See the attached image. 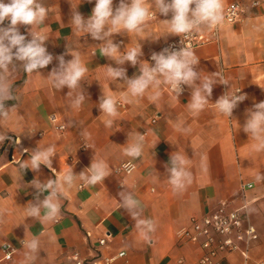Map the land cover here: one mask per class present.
<instances>
[{"label":"crops","instance_id":"0c3cea01","mask_svg":"<svg viewBox=\"0 0 264 264\" xmlns=\"http://www.w3.org/2000/svg\"><path fill=\"white\" fill-rule=\"evenodd\" d=\"M232 1L235 0H223L224 8ZM80 2L42 0L49 13L43 25L33 26L32 31L48 37L46 47L53 62L40 73L26 74L17 69L10 76L17 99L6 102L8 107L15 105L9 119H0V132L9 137L0 142V264H21L27 251L21 241L34 236L40 239V252L29 264H73L75 252L88 258L97 250L114 257L111 264H195L205 253L204 248L199 242L179 240L177 231L188 226L192 217L209 214L223 202L228 208H244L259 235L246 255L233 252L223 264H264V179H256L264 176V151L255 152L254 141L242 130L246 110L264 101V3L251 8L243 21L222 23L216 41L191 49L200 59L197 71L202 77L219 72L230 82V87L219 83L214 86L209 104L198 116H193L186 106L191 96L189 87L185 86L177 101L166 86L160 89L161 96L156 101L148 98L150 89L130 104H118L119 115L109 128L104 123L109 117L98 108L102 89L120 100L127 88L123 81L112 82L106 77L103 66L117 65L99 53V42L74 30L71 6ZM118 3L114 0V7ZM93 7L94 0H83L78 11L87 18ZM169 18L150 19L139 35L121 30V35L113 37L114 42L121 44V51L140 43L144 53L141 59L152 63L149 55L178 37L167 34L162 19ZM30 27L20 26L21 33L29 39ZM67 49L78 53L88 68L72 96L67 95V87L55 90L47 78L58 65L55 57ZM71 58L65 55L66 60ZM123 67L129 77L138 74V65L126 63ZM238 89L247 94V99L229 118L213 103L226 92L231 95ZM81 91H85L86 98L78 109L73 108L72 100ZM177 122L190 131H178ZM60 124L65 128H59ZM137 132L145 136L143 155L132 160L123 153L127 141L132 142L128 134ZM51 145L56 148L52 166L57 172L63 174L70 166L79 174L90 166L95 155L97 160L106 161L111 175L95 186L81 187L82 181L77 179L60 199L58 220L41 223L26 216V205L37 199L31 181L44 182L55 176L44 165L39 172L27 169L24 173L19 165L30 163L32 150ZM176 152L189 160L192 174L191 183L181 191H174L168 183L165 167ZM127 162L135 164L131 172L122 168ZM124 190L141 202L143 218L155 222L150 241L141 238L135 222L120 207L118 194ZM46 195L39 194V199ZM108 234L107 242L100 245V239ZM4 242L16 248L11 259H6L2 250Z\"/></svg>","mask_w":264,"mask_h":264},{"label":"clouds","instance_id":"9594fccd","mask_svg":"<svg viewBox=\"0 0 264 264\" xmlns=\"http://www.w3.org/2000/svg\"><path fill=\"white\" fill-rule=\"evenodd\" d=\"M83 2L71 6L70 21L77 33L91 37L100 44L99 53L115 62V65H105L106 77L112 82L123 81L127 92L118 100L113 95L105 94L99 98L98 108L101 113L109 117L104 121L106 127L114 125L118 117V104H130L135 98H142L151 89L152 94L148 97L156 101L161 96L160 89L170 87L174 97H179L184 91V86L191 89L189 102L186 104L193 116H198L209 104L213 88L216 84L230 87L228 79L219 72H213L201 76L197 71L200 59L191 48L184 46L180 39L179 48L166 47L159 52H152L149 60L141 59L144 53L142 45L121 51V44L114 42L115 35L124 33L141 34L150 19L156 16L169 17L162 19L166 26L167 34L188 37L202 28H218L225 20L223 0H119L114 7V0H94L91 15L84 17L78 7ZM92 3L93 0H87ZM49 13L48 7L42 0H0V119L7 120L10 110L15 107L6 106L7 101L16 100L10 76L17 69H22L26 74L39 72L53 62V55L46 47L48 37L45 34L32 31L33 26L43 25ZM7 21V24L5 22ZM20 26H31L28 32L30 39L20 31ZM167 35V36H168ZM159 38L155 39L158 40ZM65 55L72 58L65 59ZM58 65L53 67L47 78L55 90L69 89L67 95L80 88L81 81L88 73L87 66L82 62L78 53L70 52L56 56ZM126 63L138 67V74L132 77L127 75V69L123 67ZM40 73V72H39ZM238 89L231 95L226 92L221 95L215 103L216 109L223 115L231 117L234 109L247 99V94H241ZM86 98L85 91L77 93L72 100L71 106L78 109ZM247 119L243 125V131L254 141L252 149L255 152L264 151V101L254 103L246 110ZM176 128L181 132H189L184 128L182 122H177ZM127 147L124 155L132 160H137L143 155L145 136L137 132L129 133ZM8 134L0 132V142L8 139ZM85 147L91 148L87 145ZM28 152V149H24ZM174 153V152H173ZM170 155V162L166 165L168 183L174 191L183 190L191 183L192 174L188 170L189 160L179 152ZM56 155L55 145L41 149L37 147L31 151L28 160L30 163L22 162L19 168L24 173L30 169L39 172L41 165L49 168L55 179L49 178L44 182L33 179L31 185L37 190L36 202L26 205V216L37 219L39 222H55L61 214L60 199L66 195L77 179L82 181L81 187L95 186L111 175L110 167L105 160L94 158L89 167L75 174L73 167L63 174L57 172L52 166V158ZM123 167L129 171L133 169L131 162ZM259 181L264 176H257ZM47 193L41 200L39 194ZM120 207L125 209L135 222L134 228L143 240L150 241L151 233L155 232V222L143 218L141 202L135 198L130 191L119 192ZM22 247L26 249L25 259L21 264H29L40 252V239L34 236L31 239H23Z\"/></svg>","mask_w":264,"mask_h":264},{"label":"built area","instance_id":"2783aa9c","mask_svg":"<svg viewBox=\"0 0 264 264\" xmlns=\"http://www.w3.org/2000/svg\"><path fill=\"white\" fill-rule=\"evenodd\" d=\"M262 3H264V0L232 1L224 8L225 20L223 23L243 21L251 8L260 6ZM220 26L221 25H219L218 28L209 29L208 31L200 29L188 37L182 36L180 38L178 36L162 44L156 52L170 46L174 48L181 47L180 39L184 46L191 49L216 41ZM150 56L151 54L149 55V59ZM185 90L184 86V91ZM59 128L64 129L65 125L60 124ZM131 164L134 166V169L135 164L132 162ZM122 168L124 167L122 166ZM125 170L127 172L132 171ZM249 186L252 185L249 184ZM109 236L110 234L101 238L99 244L104 245ZM177 237L181 241L199 242L204 248L205 253L195 264H223L224 259L233 252H241L246 255L247 248L258 239L259 235L256 227L248 220L247 212L244 208H228L227 203L223 202L217 209L209 214L202 217H192L191 223L188 226H184L177 231ZM2 250L6 259H11L16 248L10 242H4L2 244ZM121 254L124 255L125 252L123 251ZM113 260L114 257L104 256L101 254L100 250H97L88 258H82L77 252L73 254V264H111Z\"/></svg>","mask_w":264,"mask_h":264}]
</instances>
